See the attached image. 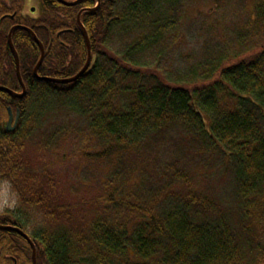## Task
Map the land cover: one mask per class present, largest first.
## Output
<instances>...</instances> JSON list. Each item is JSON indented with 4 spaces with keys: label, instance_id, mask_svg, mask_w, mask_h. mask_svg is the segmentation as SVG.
I'll return each mask as SVG.
<instances>
[{
    "label": "trees",
    "instance_id": "16d2710c",
    "mask_svg": "<svg viewBox=\"0 0 264 264\" xmlns=\"http://www.w3.org/2000/svg\"><path fill=\"white\" fill-rule=\"evenodd\" d=\"M42 1L72 11L75 36L69 51L45 52L37 72L73 76L86 60L76 7ZM193 1L101 0L81 16L91 62L70 83L34 78L36 46L20 57L30 74H21L24 96L0 91V177L44 217L28 234L36 264L264 261V0H208L212 9L187 23L204 34L203 45L177 69L180 16ZM54 99L51 109L61 100L74 114L68 126L47 125L49 110L37 109ZM8 108L18 111L12 132ZM67 158L76 169L58 177L55 165ZM101 160L108 174L88 173ZM214 176L228 177V189H213ZM89 179L99 193L75 200ZM0 224L25 231L11 215ZM14 262L32 264L31 247L0 228V264Z\"/></svg>",
    "mask_w": 264,
    "mask_h": 264
},
{
    "label": "flooded vegetation",
    "instance_id": "af4514ba",
    "mask_svg": "<svg viewBox=\"0 0 264 264\" xmlns=\"http://www.w3.org/2000/svg\"><path fill=\"white\" fill-rule=\"evenodd\" d=\"M23 0H0V12L4 10V12L0 13V86L7 87L11 90L12 88L21 87L22 84L25 83L22 79V71L25 75V80L30 79V74L26 71L24 64L20 62V57L25 56V52H29L32 49V46H36L39 51V56L41 53V49L39 47L38 42L34 39L33 35L25 28H29L35 37L40 41L43 46L44 54L45 52H49L52 55L64 53V51H69V49L73 46L72 39L75 36V28L74 23L72 21V11L64 9V8H56V6H43V1L38 0L40 4V9L32 7H27ZM57 3H60L64 6L68 7H76V16L75 23L78 30L81 28L77 23V14L80 13V22L82 14L87 11V8H90L85 2L91 0H64L66 2H76L73 5H65L57 0ZM95 3L93 7L99 8L101 6V0H94ZM31 3V2H30ZM10 6L12 7V12H9ZM28 9V11H27ZM37 11L36 14L34 12ZM16 16V17H15ZM82 24V22H81ZM12 26H20L13 30V32L17 29V31H22V33L18 34L15 38H13V32L11 34V43L12 48L8 42V32ZM83 26V24H82ZM82 33V31H81ZM28 48V49H27ZM16 52L18 57V70L21 77V82L19 81L16 68H15V55ZM33 52V51H32ZM53 55V56H54ZM12 57L13 63V71L10 68V58ZM71 56H68L67 60H65L64 66H69L71 64ZM54 59L52 58L50 64L48 65L50 69L54 67L56 64ZM35 79L37 77H53L47 76L37 72V76L33 73ZM68 77V76H67ZM54 78H66V77H54ZM40 80V79H39ZM22 83V84H21ZM15 119V117H14ZM13 121V120H12ZM18 121V119L16 120ZM17 122L13 121V126L15 128ZM3 225H13V224H3ZM9 230V229H7ZM13 231V230H11ZM15 232V231H14ZM17 233V232H16ZM14 264H16L14 262Z\"/></svg>",
    "mask_w": 264,
    "mask_h": 264
},
{
    "label": "rangeland",
    "instance_id": "374dc122",
    "mask_svg": "<svg viewBox=\"0 0 264 264\" xmlns=\"http://www.w3.org/2000/svg\"><path fill=\"white\" fill-rule=\"evenodd\" d=\"M203 0H196L193 2H189L186 5L185 8V13L182 14L181 17V25L183 27L179 28V38L177 43L175 44V49L173 50V56L174 60H176V68L177 69H182L180 65H183L181 62L180 57L182 55H187V54H193V53H199L201 49V45H203V39H204V34L202 32H199V30L196 27H192L188 25V21L192 20V17L196 16V12L199 11L200 13L206 14L209 9H212L211 7V2L206 0L204 3L202 2ZM23 3L25 2V5L27 7H32L34 6L37 11L40 9V4L38 3V0H23ZM31 2V3H30ZM211 6V7H210ZM10 6V10H11ZM28 11V9H27ZM37 11L34 12V14L37 13ZM202 34V36H201ZM116 41L118 39L116 38ZM35 66V65H34ZM33 71V69H32ZM146 73H149V70L146 71ZM22 89L19 91L21 92ZM57 101V99H56ZM52 102H55L54 100H51L49 102H44L42 104H39L37 109L39 110H49L46 113V124L47 125H55L58 126V124H64L68 126L70 123L71 117H74V114L72 113H67L68 109H65V105H62L63 102L61 100H58L55 105L58 107L56 109H51L52 108ZM52 104V105H51ZM26 109H31L34 106L33 100H29L27 104H24ZM64 107V108H63ZM46 108V109H45ZM13 114V121H14V112L11 110ZM40 112V111H38ZM9 117V114L7 115ZM8 121V118L5 120L4 126L6 127V123ZM13 121L11 125L13 124ZM14 128L9 131L12 132ZM77 141V140H76ZM73 140L70 139L68 141H63L64 146H61V149L58 150L60 152H65L66 150L69 151L72 147ZM71 145V146H70ZM59 159V158H57ZM105 164V160H101L98 165H89L86 167L88 169V173L92 172L93 174H96V176H104L107 175L108 172L106 173L107 169L103 165ZM79 167L81 168V165L86 166L84 162H80ZM95 168V169H94ZM74 169H76V164L73 162V160L70 159H62L59 160L56 165L54 172L58 177H61L63 175V172L65 174H69L71 171L74 173ZM85 169V168H84ZM90 181L87 183L86 188L84 190H81V193L76 196V199L80 198H86L89 202H91L96 194L99 193V188L101 189L100 185L98 184V181H95L93 179H89ZM209 182V181H208ZM228 177L226 179L221 178V177H216L214 176L213 180L211 179L210 184L213 189H220L223 191L228 189ZM95 202V201H93ZM3 215H11L13 218L17 219L25 228V232L27 234H32L35 229L39 227L41 224L42 219L44 217H41V214L33 207L26 206L21 204V200H19V196L15 191L14 185L9 181L8 179L1 178L0 177V216ZM259 264H264V261L260 262Z\"/></svg>",
    "mask_w": 264,
    "mask_h": 264
},
{
    "label": "water",
    "instance_id": "95a60500",
    "mask_svg": "<svg viewBox=\"0 0 264 264\" xmlns=\"http://www.w3.org/2000/svg\"><path fill=\"white\" fill-rule=\"evenodd\" d=\"M65 5H73L75 4L76 2H66L64 0H57ZM95 7H91V8H87L86 10H89V11H92L94 10ZM80 13L81 11L78 12L77 14V23L79 24L80 28H81V31H82V35H83V38H84V42H85V46H86V60L83 64V66L81 67V69L73 76H69V77H66V78H54V77H37L38 79L40 80H45V81H50V82H55V83H70V82H73L75 81L80 75H82L86 69L89 67L90 65V62H91V48H90V43H89V38L87 36V33L84 29V27L82 26L81 22H80ZM17 27H20V26H12L8 32V42L11 46V48L13 47L12 46V43H11V34L13 32V30ZM25 29H27L34 37V39L36 40V42H38L39 44V47L41 49V53H40V56L35 64V66L33 67V73L37 76V69L43 59V56H44V49H43V46L42 44L40 43V41L35 37V35L33 34V32L27 28V27H23ZM14 55H15V68H16V74H17V77L19 79V81L21 82V77H20V74H19V70H18V57H17V54L16 52H14ZM22 84V83H21ZM0 91H5L7 93H10L12 94L13 96L15 97H23L24 94H25V87L24 85L22 84V90L21 92H16V91H13L7 87H4V86H0ZM8 114H9V117H8V121L6 123V131H11L14 126L11 125L12 123V120H13V114L11 112V109L8 108ZM18 118V111H16V114H15V119H14V122H16ZM0 228L1 229H9V230H13L15 232H17L19 235H21L30 245L31 247V260H32V264H36V247H35V244L34 242L32 241V239L29 237V235L23 231L21 228L15 226V225H3V224H0Z\"/></svg>",
    "mask_w": 264,
    "mask_h": 264
}]
</instances>
